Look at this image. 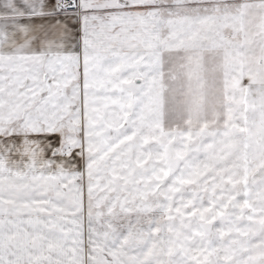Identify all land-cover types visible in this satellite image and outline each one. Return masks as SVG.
<instances>
[{
	"label": "snow or ice",
	"instance_id": "obj_1",
	"mask_svg": "<svg viewBox=\"0 0 264 264\" xmlns=\"http://www.w3.org/2000/svg\"><path fill=\"white\" fill-rule=\"evenodd\" d=\"M0 264H264V0H0Z\"/></svg>",
	"mask_w": 264,
	"mask_h": 264
}]
</instances>
